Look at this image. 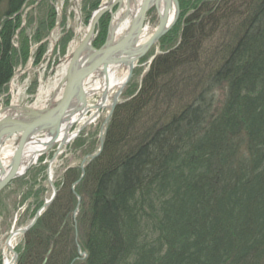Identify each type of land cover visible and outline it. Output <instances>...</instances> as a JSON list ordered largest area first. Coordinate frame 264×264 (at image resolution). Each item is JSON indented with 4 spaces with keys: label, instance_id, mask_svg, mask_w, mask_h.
Returning <instances> with one entry per match:
<instances>
[{
    "label": "trees",
    "instance_id": "trees-1",
    "mask_svg": "<svg viewBox=\"0 0 264 264\" xmlns=\"http://www.w3.org/2000/svg\"><path fill=\"white\" fill-rule=\"evenodd\" d=\"M25 1L0 0V91ZM177 26V45L116 105L74 188L85 258L67 191L21 236L16 264H41L50 248L46 264H264V0L199 1ZM79 177L77 167L63 180Z\"/></svg>",
    "mask_w": 264,
    "mask_h": 264
},
{
    "label": "rangeland",
    "instance_id": "rangeland-1",
    "mask_svg": "<svg viewBox=\"0 0 264 264\" xmlns=\"http://www.w3.org/2000/svg\"><path fill=\"white\" fill-rule=\"evenodd\" d=\"M79 1L82 27V25H87V20L89 19V16L92 10L95 9V7L92 10L90 9L93 0ZM103 1L104 0H99V2H97V7ZM199 1L200 3H203L207 0H179L180 14L176 24L165 34V39H163L161 44H158L157 47L153 49V51H157L158 53H160V51H166L177 45L180 25L179 27L175 26L181 19H183V16H186L189 12H191V10L196 7V3H198ZM71 8V0H64L63 3H61V0H26L24 2L16 17V19H18L20 22V24L18 23L17 27L19 30L13 34L11 40V45L15 42L19 44L17 45V47H15L16 49L18 48L17 50L12 47L17 58L11 77L14 79V82L13 86H9V83L8 86H6V90L0 91V109H4L5 107L9 106L11 103L10 96H15L17 92L20 93V101L18 102V105H25L23 104L25 102L22 99L26 95L25 88L27 85H29V83L30 87H32L34 83H37L38 80H41V82L48 81V85L50 86L54 77L53 73L62 61V55L64 53L67 41L70 37L66 35H71L72 32L74 30L76 31L78 28V22H76L74 14L70 12ZM48 14L50 15L48 16ZM46 18L49 20L44 26L43 21ZM146 22H148L150 27L152 26L154 28L156 26L155 16L151 11L148 13ZM56 25H58V27L61 29L63 27L61 34L63 33L64 35L57 43V48H55L53 53L51 54L49 64H44L41 66V63L39 61L41 59V54L45 49V45L47 49V43L41 44V42H43L51 33V31L56 28ZM105 25L107 28L108 21L105 22ZM67 27H69V29L66 31ZM176 30L177 32L174 33V31ZM105 37L106 34L104 36V39ZM22 41H25L27 45V49L25 51V60L19 58L21 53L20 47ZM34 45H36L37 47L36 57H38V60L35 61L32 66H26L25 63L28 62V59L30 58L29 51L34 52L35 50ZM58 52L59 56H57ZM151 52L146 55L134 69L130 81L122 91L120 102L125 99L131 98L137 92L142 77L147 71L148 62L151 54L153 53ZM106 114L107 112L100 113L99 118L93 124H91L81 136L79 135V137L75 141H73L63 149L62 153L58 156L57 160L52 165V183L54 189L56 190V198L58 196L62 197L63 195L67 196V191H70L72 193V185L74 184V182L67 187L63 180L68 169L79 167L84 157L96 153L98 149L100 131ZM10 149H12L11 146ZM51 155L52 152H50V154L48 155V159L51 157ZM41 160L42 162L44 161L43 158ZM42 162L32 167L14 185L0 194V264H3V249L5 247V242L8 234L12 230H18L27 226L31 222L36 211L44 204V202L49 200L52 195V187H50L45 175L46 166L42 164ZM80 206L81 204H79V207L74 214V210L71 213V224L73 228L72 230L74 231L72 238L75 250L78 247L80 248L81 241L79 233L77 231L78 228H81L79 226L81 218ZM74 207H76V205H74ZM18 237L19 241L17 240L18 242L14 244L13 252H16V254L19 255L23 251L24 241L20 236ZM80 252H82L81 248ZM7 254L10 258L11 255L8 251ZM82 257L83 256H80L78 259H82Z\"/></svg>",
    "mask_w": 264,
    "mask_h": 264
},
{
    "label": "water",
    "instance_id": "water-1",
    "mask_svg": "<svg viewBox=\"0 0 264 264\" xmlns=\"http://www.w3.org/2000/svg\"><path fill=\"white\" fill-rule=\"evenodd\" d=\"M144 1L145 4L141 11L140 22H145L147 10L153 9L156 16V26L152 28L150 36L143 44L137 45V36L134 37L129 32L120 41L121 43L110 45L109 38L114 35V26L111 25L108 28L107 38L103 46L100 49L92 47L97 33L96 29L99 18L115 6L118 7V13L123 3L126 5L129 3V0H108L93 12L85 39L74 48L69 56L66 75L62 82L64 90L60 98L45 108L8 107L0 112V116L3 115L0 117V146L10 139L13 141L12 155L7 167H2L0 162V194L22 178L36 164L39 157L46 155L56 146L46 170L49 179L51 173L50 165L56 159L61 149L76 138L79 132L89 125V123L78 127L73 137L67 138L70 129L76 126L79 121H82L84 116L91 110L97 114L104 110L102 99L106 97L108 90L101 91L97 104L88 106V98L93 96V94L90 95V93L86 92V84L88 82H90V85L93 84V79H89L90 75L98 70V74L106 75L109 68L115 67L126 71L127 76L111 95L109 112L104 120V125L107 124L123 89L132 77L138 61L156 46L159 40L176 24L179 17L180 7L178 0H168L163 6L161 5V0ZM102 143L103 137L100 138L99 151L101 150ZM34 146L39 147V149L31 151V154L27 157V151ZM89 158L93 159L94 156ZM86 159L82 160V165L86 162ZM49 204L50 201L40 208L29 226L11 233L6 245H9L12 235H22L28 231L36 223L42 210ZM10 251L13 254L12 262L15 263L16 254L12 249ZM45 262L46 258L42 264H45Z\"/></svg>",
    "mask_w": 264,
    "mask_h": 264
},
{
    "label": "bare ground",
    "instance_id": "bare-ground-1",
    "mask_svg": "<svg viewBox=\"0 0 264 264\" xmlns=\"http://www.w3.org/2000/svg\"><path fill=\"white\" fill-rule=\"evenodd\" d=\"M168 0H161V5L163 6L164 4L167 3ZM133 2V3H132ZM131 2V0H129L128 5H126L125 3H123V5L119 8L118 11V15L114 16L112 24L114 26V35L109 38V44L110 45H116L118 43H121L120 41L122 39L125 38L126 35H128V33H132L134 35V37L137 36V45L143 44L144 41L147 40V38L150 36L151 31H152V26L150 27V25L148 24V22H140V15H141V11L142 8L144 6V0H133ZM146 9V7H145ZM149 10V9H148ZM147 10V12H148ZM146 12V16L148 17V14ZM17 14L14 15L12 18H16ZM20 24V22H19ZM19 29L17 28L15 30V32H17ZM14 32V33H15ZM87 32V30H84V33H82L81 37H83V35H85ZM29 62H26L25 65L28 66ZM64 72V70H63ZM62 72V73H63ZM99 70L95 73H92L90 75L89 79H93V84L89 85L88 88L86 89V92L90 93V95L93 94V96H90V98H96L97 96L100 95L102 90H108L106 93V97H103L102 101L104 102V110L107 109V107L110 104V98H111V92L114 91V89H117L124 81L125 77H126V72L125 71H120V69H117L115 67L113 68H109L108 69V73L106 75H100L98 74ZM61 78V76H60ZM59 78V79H60ZM59 79L56 80L55 85L59 83ZM10 81V80H9ZM107 83V84H106ZM64 90V86L62 89H60L57 93L56 96L51 99L52 102L55 99L60 98V96L62 95ZM48 95V93H46V96ZM101 101V102H102ZM94 104H97L94 103ZM92 104L88 103V106H91ZM3 115H1L0 117H2ZM99 118V114L93 112L92 110L90 112H88L84 118L82 119V121L78 122V127L87 124V123H91L93 124L97 119ZM76 132H74L73 134H69L67 136V138H71L73 137V135ZM62 135L64 136V134L62 133ZM60 138V137H59ZM39 149V147L34 146L32 148H29V150L26 153V156L28 157L29 154H31V151L37 150ZM12 155V150L10 149V145L8 146H4L3 144L0 146V162H1V166L3 167H7L9 161H10V157ZM19 237L17 236H11L10 240H9V245H5L4 249H3V264H13L11 259H12V254L11 257L9 258L7 251L10 253V248L14 247V244L16 242H18ZM18 240V241H17Z\"/></svg>",
    "mask_w": 264,
    "mask_h": 264
}]
</instances>
